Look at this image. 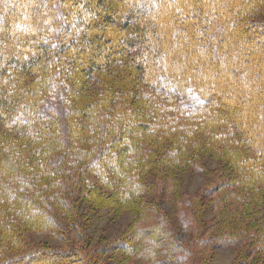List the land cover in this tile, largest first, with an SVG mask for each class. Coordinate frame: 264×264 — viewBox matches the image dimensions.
Listing matches in <instances>:
<instances>
[{"label": "trees", "instance_id": "obj_1", "mask_svg": "<svg viewBox=\"0 0 264 264\" xmlns=\"http://www.w3.org/2000/svg\"><path fill=\"white\" fill-rule=\"evenodd\" d=\"M251 32L264 0H0V264H208L234 246L233 264H264ZM188 169L205 174L195 193ZM124 211L93 243L90 219Z\"/></svg>", "mask_w": 264, "mask_h": 264}, {"label": "rangeland", "instance_id": "obj_2", "mask_svg": "<svg viewBox=\"0 0 264 264\" xmlns=\"http://www.w3.org/2000/svg\"><path fill=\"white\" fill-rule=\"evenodd\" d=\"M251 37L259 38L264 33L260 32H251ZM54 104L53 106H56ZM205 164V167H209L211 169H219L221 165V161L219 159H215L213 157L204 158L202 161ZM205 174L203 172H194L192 169H188L183 173V183L185 189L190 191L191 193L197 192L204 184ZM210 179V178H208ZM170 203L167 202V209L170 212H173V208L169 206ZM80 213L88 211V205L82 204L80 205ZM133 215L129 211H124L121 214H115L113 212H108L101 216L96 215L92 217L86 228L87 233L93 236V243L98 244H106L110 241L117 239L121 233L132 223ZM28 237L30 238L31 245L44 244L48 246H52L55 248L58 247H66L63 241L52 238L46 235H38L35 233H28ZM238 246L228 247L223 249L214 250L209 258L208 264H233L236 258ZM255 256V255H254ZM253 256V259L249 262V264H259V260L257 257ZM262 262V261H261ZM133 264H141L136 261Z\"/></svg>", "mask_w": 264, "mask_h": 264}]
</instances>
